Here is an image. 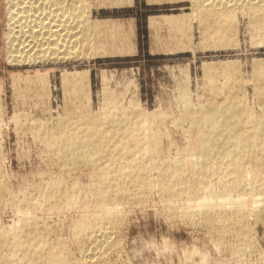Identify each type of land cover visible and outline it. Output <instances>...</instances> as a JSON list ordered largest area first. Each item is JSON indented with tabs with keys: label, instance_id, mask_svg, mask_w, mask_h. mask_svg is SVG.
<instances>
[{
	"label": "rangeland",
	"instance_id": "rangeland-1",
	"mask_svg": "<svg viewBox=\"0 0 264 264\" xmlns=\"http://www.w3.org/2000/svg\"><path fill=\"white\" fill-rule=\"evenodd\" d=\"M82 1L78 2V6L81 8L84 7ZM239 5L234 12L235 17L230 20L231 25L234 24L236 32L233 33L232 30L229 31L230 33L226 32L228 38L224 37L225 32H223L221 36L223 39L218 36L219 39L221 38L220 40L214 37L216 35L213 33L211 39V33L208 32L205 37L211 39L208 41L203 37V30H201V25L208 22L200 23V18L204 14L197 13L198 8H195L190 0L191 30H193V51L190 53L162 56L146 54V56L101 59L87 56L86 58H70L63 61L9 64L6 59L7 6L5 0H0V115L3 119V122L0 123V229L3 228L2 226L4 228L14 227L23 219V216L29 219L28 221L33 222L34 220V223L29 225L30 227H23V233L28 232L27 235L30 237L27 239V245H30V242L38 236L40 238L38 237V240L35 241L40 244L39 246H45V243L46 245H56L60 238V241L65 244L64 247L71 252L72 258L79 256V250L75 244L83 245V241L74 237L75 243L72 237L74 229L79 225L87 222L90 224L89 229L91 228L89 231H92L89 237L92 236V239L95 238L99 241L104 239L103 231L99 228L103 214L101 215L100 207L98 203H95L96 200H93L95 197L88 198L89 202L85 206L75 203L68 205L65 201H60L55 206L47 204L38 210L20 211L16 208L19 204L27 203L23 202V197L24 201L30 196L32 197L29 201H37L41 193L44 192V188L47 187L46 185L55 181L59 182V180L61 184L63 183L62 186L65 187L68 194L77 190L79 195L81 193L80 196H84L90 190L88 189L89 184H92L90 177L92 174L93 178L97 176L95 172L88 170L83 165L70 169V166L65 165L61 157L57 155L59 152L55 151L53 145L58 139L57 136H60L58 130H61L60 126H63V123L64 125L69 122H72L69 123L70 125L81 123L86 120L84 118L88 115L100 117L101 119L97 118V122L98 120L103 122L110 115L106 113L107 118L104 117V108L108 109L109 107L117 111L120 107V111H126L130 117L142 112L156 113L154 118H157H153L152 122L155 124L156 121L158 125L160 124L161 144L151 141L156 146L149 143L148 148L152 147L153 152H156L162 146L161 150H167L163 157H168L163 159L172 161L177 159L175 152L185 145L189 133H194V130L189 132L190 123L181 120L180 115L184 111V106L180 97L184 93L187 97L183 96V98H188L192 108L209 106V104L223 105L228 100V102L243 105L245 108L249 107L248 110L252 108L251 110L254 112L255 109L257 112H261L264 109V70L255 71L252 67L254 61H264V33L254 29L252 26L253 16L244 13ZM153 10L151 12H154ZM91 21L94 22V19L91 18ZM209 22L211 24L214 20H209ZM214 23V28L217 29H221V27L229 29L230 27L229 22L228 28L222 26L224 22L215 21ZM112 33L113 36L110 35L111 33L109 34V38L112 36L111 39L108 38L109 41L107 40L104 44L106 46L103 45L105 51L97 50L98 44L96 41L94 42L95 37H90L93 39L88 47L93 46L90 50L85 49L88 46L86 43L85 45L82 43V49L88 50L86 55L92 54L94 57L103 53L114 54L111 47L114 48V42L118 43L119 41L118 34ZM229 38L231 39L229 40ZM224 40L226 42L223 45ZM227 40L230 43L229 46ZM203 41L207 42L204 44ZM83 54L85 55V53ZM224 61L236 63L235 70L233 69L230 73H222L219 67L213 66L207 72L203 67L204 63L209 62L216 65ZM65 70L70 72L88 70L89 77L87 76L88 80L86 84L84 83L85 87L82 86L76 90L71 88L64 93L60 72ZM210 71L213 72L210 73ZM40 73L48 74L47 85L45 84L37 92L33 87L24 88L23 82H20L19 86L23 89L20 88L15 94L13 76L25 74L32 76ZM102 73L107 77L105 81L102 78ZM258 81L259 83H256ZM180 93L181 95H179ZM108 103L110 105L107 107ZM41 125L44 127L41 128ZM60 159L62 163L59 161ZM262 164L264 167V161ZM263 171L258 184L263 182L261 184L264 185ZM151 173L150 180L153 185L155 182L159 185V182L162 183L171 178L165 174V176L162 175L165 178L161 180L162 176H158L156 170H152ZM211 179L210 182H214L213 177ZM194 184H190V186H194ZM258 187L260 188V186ZM130 189L127 200H122L118 209L107 213L111 218H114L112 224L116 223L117 225L114 224V229L112 228L114 231L111 235L115 247L107 251L104 264H215L216 261L217 264H264V186L261 190L262 194L260 192L259 195L262 199L259 206L261 207L259 208L260 218L257 220L253 217L246 219L244 225L246 228L240 227L238 221L231 220V227L238 226H233L232 231H229L218 242L215 233H209L206 228H203L201 222L194 218L195 216L190 215V219L187 212L194 209L192 208L194 204L186 196H184L185 199L184 197L179 199L177 197L179 193H175L177 198L171 194L167 196V193L162 194L156 188H152L150 191L144 190V193H139L140 188L136 186L134 188L130 186ZM194 190L197 191L196 188ZM242 196L245 198V203L247 202L246 204L251 206L250 199L246 195ZM136 197L140 201H136ZM236 198L233 193L223 198L222 201L236 202ZM216 199L220 202L221 198L217 197ZM38 201L43 203L40 198ZM190 203L193 205L190 206ZM248 205L246 208L250 207ZM25 211L27 214L29 213V217ZM20 217L21 219H19ZM84 220L85 222H83ZM78 237H82V234ZM230 248L242 251L233 254ZM6 249L3 250L4 252L2 251L3 254L8 255L12 252ZM26 251L15 253L17 257H20L19 259H23L30 256L35 250ZM93 264H102V262L94 261Z\"/></svg>",
	"mask_w": 264,
	"mask_h": 264
},
{
	"label": "bare ground",
	"instance_id": "bare-ground-1",
	"mask_svg": "<svg viewBox=\"0 0 264 264\" xmlns=\"http://www.w3.org/2000/svg\"><path fill=\"white\" fill-rule=\"evenodd\" d=\"M80 1L82 0H5L8 20L6 33L8 35L6 45L7 62L9 64H14L15 62L25 64V62L36 63L40 61H63L70 58H86L87 56L93 57L92 54L86 55L88 50H85L89 47L93 37H95L94 42L96 41L98 44L97 50L105 51L103 45L107 42L110 33L113 36L111 29H109L110 25L106 21L92 22L90 18V7L83 0L84 7L81 8L78 6ZM191 1L195 8H198L197 13L200 14L201 12L204 14L200 18V23L206 21L209 23H203L201 25L204 38L207 37L208 32L211 33V39L212 33L216 35L214 37L218 38V36L221 37L223 35L222 33L225 32L224 37L228 38L226 32L230 33L231 30L233 33L236 32L234 29L235 26L233 27L234 24L231 25L230 20L235 17L234 12L239 4L244 13L253 16L252 26L254 29L264 33V0ZM82 3L81 6H83ZM164 18L167 25L177 23L175 24L176 27L178 25L177 21H180V18L177 16H166ZM209 20L224 22L222 24L223 27H230L229 29H223L222 27L221 29H217L216 27L214 28L215 23L210 24ZM228 22L230 23L229 26ZM233 22L235 23V21ZM115 30L113 29V31ZM229 35L231 36L232 34ZM235 36H237L236 33ZM204 38L203 40H211L210 38ZM221 38L223 39V37ZM220 39L218 38V40ZM203 42L205 44L207 41ZM221 42L222 40L220 41V45ZM225 42L224 40L223 45ZM82 43L83 45L85 43L88 45L87 47L84 46L86 52L82 49ZM227 43L229 46L230 43L228 40ZM77 47L81 49L79 50ZM90 48L88 49L90 50ZM111 49L113 48L111 47ZM105 54L103 53V55ZM216 65L208 62L204 63L203 67L206 71L213 66L219 67L222 73H230L236 67V63L231 61L220 62ZM252 68L255 71H263L264 61H254ZM213 71H210V73ZM47 76L48 74L46 73L32 76L28 74L13 76V90L16 94L20 88L33 87L38 92L45 84L47 85ZM87 76L88 70L77 72L62 71L60 74L62 91L66 93L71 88L72 90H76V88L85 87L86 81L88 80ZM102 78L105 81L107 77L102 73ZM20 82H23V87L19 86ZM256 83H259V81ZM183 96H186L185 93ZM183 96L180 97V99L182 98L180 101L184 106V111L182 110L183 112L180 115L182 117L181 120L189 122L191 127L189 132L194 130V133L191 134L188 132L189 136L186 137L185 145L175 152L177 159L172 161L163 159L168 157H163L167 150H161V145L156 152H153L152 147H149L152 151L148 148V145L153 141L159 144L160 137H162V131L159 127L160 124L158 125L155 120V124L152 122L154 114L156 113L142 112L130 117L126 111H120V107L118 111L109 107L110 109L104 108V117L107 118L106 113L110 115L103 122H99V120L97 122L98 117H90L85 114L86 118L84 119L86 120L81 123L73 121L76 124L70 125L69 123L72 122H66V125L63 123V126L60 124L61 130L57 129L60 136H57L56 143L52 145L55 147V151L57 150L59 152L57 155L61 157L65 165L70 166V169H74L73 167H78V165H83L88 170L90 169L95 172L97 176L93 178V174H90L92 180L88 178L92 181V184H89L90 187L88 188L90 190L84 196H80L81 193L79 195L76 192L77 190L68 194L65 191V187L62 186L63 183L61 184L59 180V182L55 181L46 185L47 187L44 188V192L39 196L43 200V203L38 201L39 198L37 201H29L32 197L30 196L29 198H25L24 201L23 197V202L27 203L25 205L19 204L16 208L20 211H24L25 209L26 211L27 209L38 210L47 204L55 206L60 201H65L68 205L75 203L85 206L89 202L88 198L95 197L93 200H96V204L98 203L101 215H105L101 217V224L99 221L101 227L98 225L101 228L100 230L103 231L104 239L99 241L94 237L95 240L92 239V236L89 237V234L92 232L89 231L91 229H89L90 224L87 222L83 223L85 222L84 220L82 222L83 224L80 223L81 225L76 226L77 228L72 233V235L74 234L72 236L73 239L76 237L77 240L83 241V245L79 242V244H75L78 247L79 256L72 258L71 252L64 247L65 244L63 241H60V238L58 239L59 242L57 244L55 243L56 245H46L45 243V246H39L40 244L35 241L38 240V236L33 241L30 240L31 244L27 245V239L30 237L27 235L28 232L23 233V227H30L29 225H32L34 220L33 222L28 221L29 219L23 216V219L20 217L19 219L21 220L14 227L5 226L6 228H4L2 226L3 228L0 229V264H93L94 261L104 264L107 251L115 247L113 246L111 235L114 231L112 228L116 223L112 224L114 218H111L107 213L118 209L122 200H127L129 190L132 189H130V186L140 188L139 193H144V190L150 191L152 188H156L162 194L167 193V196L168 194L175 196V193H179L178 196L176 195L179 199L186 196L194 204L190 203V206L193 205L194 207L192 208L194 209L187 212L189 216H195L194 218L201 222L203 228H206L209 233L214 232L217 242L221 241L229 231H232L231 228L233 226H238H230L233 220L238 221L240 227L246 228L244 226L246 219L249 217H253L256 220L260 218L259 208L261 207L259 206L262 199L259 195L260 192L262 194L263 191L261 190H263L264 185L261 184L263 182L258 184L260 182L258 180L264 170L262 164L264 161V109L261 110L260 108L261 112H257L255 109L254 112V110H251L252 108H250V111L248 110L249 107L245 108L243 105H237L228 102V100L223 105L209 104V106L192 108L188 98H183ZM109 98L111 97L109 96ZM109 105L110 103H108L107 107ZM1 122H3V119L0 115ZM42 127L44 126L41 125ZM152 170H156L158 176H165L166 174L167 177L169 176L171 178L166 179L162 183L159 182V185L156 182L153 185V182L151 183L150 180ZM162 177L161 180L165 178ZM212 177L214 182H210ZM193 183H195L194 186H190ZM233 193L237 197V201L235 199L236 202H230L228 200L226 202L224 200L222 201L223 198ZM242 195H246L250 199L251 206L246 204L247 202L245 203V198ZM217 197L221 198L220 202L216 201ZM34 198L36 200V197ZM138 199L136 197L135 200L137 201ZM246 205L250 207L246 208ZM227 211L230 212L229 215ZM28 214L27 217H29ZM75 223L77 224L78 222L76 221ZM80 234H82V237H78ZM66 240L65 243L67 242ZM4 249L7 251L11 250L12 252L8 255L3 254L2 251ZM30 249L35 250L30 256H26L23 259H19L20 257L16 256L15 252H24V250ZM230 250L233 254L242 251L234 248H230ZM26 252L29 254L28 251ZM217 263L216 261L215 264Z\"/></svg>",
	"mask_w": 264,
	"mask_h": 264
},
{
	"label": "crops",
	"instance_id": "crops-1",
	"mask_svg": "<svg viewBox=\"0 0 264 264\" xmlns=\"http://www.w3.org/2000/svg\"><path fill=\"white\" fill-rule=\"evenodd\" d=\"M85 2L90 7L94 22L106 21L112 32L118 34L119 41L113 44L114 54H101L92 58L146 56V54L177 55V53L193 51L190 0H85ZM152 9L154 12H151ZM166 16L180 18V21H177L180 26L176 27L177 23L167 25L164 20ZM133 43L134 45H131Z\"/></svg>",
	"mask_w": 264,
	"mask_h": 264
}]
</instances>
